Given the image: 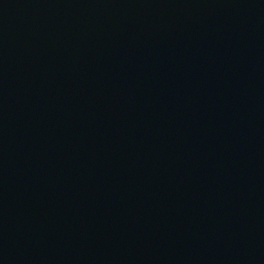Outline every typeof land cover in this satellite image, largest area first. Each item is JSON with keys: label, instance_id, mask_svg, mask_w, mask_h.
I'll return each mask as SVG.
<instances>
[{"label": "water", "instance_id": "95a60500", "mask_svg": "<svg viewBox=\"0 0 264 264\" xmlns=\"http://www.w3.org/2000/svg\"><path fill=\"white\" fill-rule=\"evenodd\" d=\"M0 264H264V0H0Z\"/></svg>", "mask_w": 264, "mask_h": 264}]
</instances>
